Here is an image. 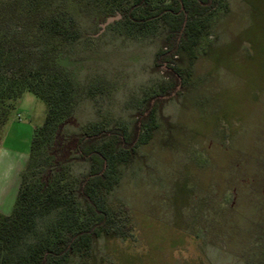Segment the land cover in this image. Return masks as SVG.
<instances>
[{
    "label": "rangeland",
    "instance_id": "1",
    "mask_svg": "<svg viewBox=\"0 0 264 264\" xmlns=\"http://www.w3.org/2000/svg\"><path fill=\"white\" fill-rule=\"evenodd\" d=\"M223 2L210 15L209 35L193 61L184 53L157 55L165 32L117 33V25H109L121 15L105 26L107 17L83 19V36L70 55L79 60L81 78L99 75L109 90L97 104L85 99L63 125V159L78 175L87 172L89 161L76 150L80 125L101 114L124 121L132 142L151 107L158 123L120 167L108 194L129 204L132 234L95 235L88 264H247L258 249L255 241L264 234V0ZM171 62L190 68L186 82ZM167 82L174 85L170 92L152 94ZM46 112V102L26 91L1 132L0 149L28 154ZM75 260L70 264H82Z\"/></svg>",
    "mask_w": 264,
    "mask_h": 264
},
{
    "label": "trees",
    "instance_id": "2",
    "mask_svg": "<svg viewBox=\"0 0 264 264\" xmlns=\"http://www.w3.org/2000/svg\"><path fill=\"white\" fill-rule=\"evenodd\" d=\"M220 4L223 0H0V136L26 91L47 104L13 207L0 211V264H70L75 259L88 264L95 235L132 234L129 204L111 201L108 194L136 146L152 137L158 124L154 107L134 142L126 123L108 114L81 124L76 150L89 161L83 175L72 170L58 145L63 125L83 101L97 104L98 96L109 90L99 75L81 78L79 60L70 55L83 36V19L120 13L109 25H117V33L134 37L165 32L166 44L157 55L184 53L193 61L209 35L210 15ZM170 67L182 82L191 76L190 68ZM173 86L159 84L152 94L168 93ZM255 242L258 249L247 264H264V234Z\"/></svg>",
    "mask_w": 264,
    "mask_h": 264
},
{
    "label": "crops",
    "instance_id": "3",
    "mask_svg": "<svg viewBox=\"0 0 264 264\" xmlns=\"http://www.w3.org/2000/svg\"><path fill=\"white\" fill-rule=\"evenodd\" d=\"M17 153L0 149V211L5 213L10 212L16 200L21 172L29 156V153Z\"/></svg>",
    "mask_w": 264,
    "mask_h": 264
},
{
    "label": "water",
    "instance_id": "4",
    "mask_svg": "<svg viewBox=\"0 0 264 264\" xmlns=\"http://www.w3.org/2000/svg\"><path fill=\"white\" fill-rule=\"evenodd\" d=\"M120 14L118 13V15L116 16H108L106 21L104 22L103 26H105L106 24H108L109 22H111L113 19H115L116 17H119Z\"/></svg>",
    "mask_w": 264,
    "mask_h": 264
},
{
    "label": "flooded vegetation",
    "instance_id": "5",
    "mask_svg": "<svg viewBox=\"0 0 264 264\" xmlns=\"http://www.w3.org/2000/svg\"><path fill=\"white\" fill-rule=\"evenodd\" d=\"M120 14V13H119ZM175 55H177V54H174L173 56H175ZM168 63H169V61H167ZM171 64L173 65V64H175V62H171ZM171 64H169L168 66L170 67L171 66ZM171 68V67H170Z\"/></svg>",
    "mask_w": 264,
    "mask_h": 264
}]
</instances>
